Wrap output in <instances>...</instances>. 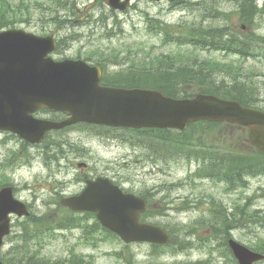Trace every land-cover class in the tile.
I'll list each match as a JSON object with an SVG mask.
<instances>
[{
    "label": "rangeland",
    "instance_id": "rangeland-1",
    "mask_svg": "<svg viewBox=\"0 0 264 264\" xmlns=\"http://www.w3.org/2000/svg\"><path fill=\"white\" fill-rule=\"evenodd\" d=\"M69 1L77 10L93 0ZM132 4L125 11H113L103 0H97L82 22L56 31V38L69 34H75L76 38L70 40L68 48L52 56L83 59L91 52L99 51L100 55L111 57L105 66L108 74L120 71L142 73L147 68L155 71L158 56L182 58L187 63L192 61V57H185L190 44L166 42L164 26L170 33L171 29L191 30L202 24L203 28L210 29L211 33L215 31L225 40L231 39L234 44L244 41L241 39L243 33L264 36V13L250 26V21L236 15L233 0H184L175 6L167 1L134 0ZM257 4L264 7V0H258ZM46 5L47 0H5L4 3L5 8L9 7L6 10L9 18L12 14L15 16L14 28L36 34H48L56 28L50 19L56 13L55 9ZM59 13L73 20L81 17L75 15L72 8ZM151 18L160 19L156 30L151 26ZM224 26L226 28L221 31ZM193 37L194 32H190L188 39L198 40ZM260 48L249 43L247 51L250 54L244 58L228 52L201 50L198 58L209 56L212 62L220 59L242 64L236 68L243 78L257 85L264 100V49ZM88 59L96 62L94 58ZM148 61L153 62L143 64ZM251 71H256V76L246 77L245 74ZM209 73L207 70L200 73L201 79L205 80L204 75ZM214 77L218 82L227 81L226 85L233 84L229 70L216 72ZM219 87L222 86L219 84ZM197 88L198 83L194 82L184 86L183 90L197 93ZM258 105L263 106V103ZM37 116L49 118L51 113L42 111ZM214 124L216 128L207 125L208 129L200 132L207 141L215 140L213 132L216 129L217 134L236 132V136L240 135L239 127ZM154 133L77 123L74 128L50 132L44 145L31 148L28 154L21 151L22 142L17 136L0 131V161L7 156L9 160L14 159L11 162L15 161L13 165L0 163V187L4 183L12 184L16 197L30 204L33 213L26 222L13 217L15 225L10 237L5 239L3 257L11 252L9 258L20 259L22 264H38L36 259L41 264H61L59 261L66 264L75 253L93 259L94 264H118L115 252L124 250L128 256L130 253L135 256L136 264H195L199 261L235 264L232 253L224 244L226 229L231 228V235L249 247L256 248V244L262 243L264 175H246L235 188H230L227 182L214 181L210 174L201 177L196 174L203 166L201 158L191 160L185 154L174 152L159 144L161 142L156 141ZM188 134L197 138L191 131ZM239 141L242 144H236L237 148L246 149L243 138ZM47 143L50 144L49 152L44 151ZM56 147L65 151L60 159ZM22 156H31L30 162H16L23 160ZM82 161L85 164L78 167ZM99 175L112 178L126 190L146 194L150 200L148 221L168 228L175 244L164 251L154 250L147 243H135L127 248L117 234L102 228L93 213H76L60 207L62 197L79 193L87 178ZM218 207L225 210L224 219L229 224L222 223V228L214 219L222 215L221 211L210 213ZM227 211L235 216H229ZM178 241L193 242L195 246L176 251ZM21 243L24 247L10 251ZM31 258L34 260L29 261Z\"/></svg>",
    "mask_w": 264,
    "mask_h": 264
},
{
    "label": "water",
    "instance_id": "water-1",
    "mask_svg": "<svg viewBox=\"0 0 264 264\" xmlns=\"http://www.w3.org/2000/svg\"><path fill=\"white\" fill-rule=\"evenodd\" d=\"M125 9L129 0H105ZM54 32L38 36L24 30L0 31V129L11 130L31 142H40L46 132L84 121L122 127H176L189 121H229L250 127L251 142L264 153V112L239 101L214 95L173 99L156 90L126 89L100 84L101 71L82 59L55 60ZM69 112L62 121L37 119L42 108ZM81 166V165H80ZM62 204L74 211H95L101 223L125 241L164 243L169 235L159 226L140 222L146 202L123 192L108 178L87 181L79 194L65 197ZM10 213L29 215L26 205L15 199L12 187L0 190V249L10 232ZM229 244L240 264L264 258L240 242ZM0 264H5L0 259Z\"/></svg>",
    "mask_w": 264,
    "mask_h": 264
},
{
    "label": "trees",
    "instance_id": "trees-1",
    "mask_svg": "<svg viewBox=\"0 0 264 264\" xmlns=\"http://www.w3.org/2000/svg\"><path fill=\"white\" fill-rule=\"evenodd\" d=\"M235 1V0H233ZM254 0H237L236 11L240 13L242 16L241 18L246 21H252V18L258 12V7L256 6ZM58 5H66L64 0H57ZM5 0L1 1L0 5V28L3 26H7L9 24L14 23L12 14V18H9L7 13V8L4 7ZM62 8V7H60ZM238 8V9H237ZM58 10L55 15H52V18L58 22H64L65 19L60 18L58 15ZM8 15V17H7ZM245 18V19H244ZM56 22V23H58ZM202 24L194 27L192 31L194 32L193 39L201 38L203 39V43L211 44V41L217 40L220 41V44L223 47H230L235 49L236 53L245 52L247 46L252 41V34H243L245 37L243 40L239 41V44H234L231 39H229L232 43H228L227 40L223 38V36L219 35L215 31L212 33L210 29L203 28ZM226 28V27H225ZM225 28H220L223 31ZM242 39V38H241ZM258 41L264 40V38L257 36ZM246 41L248 42L246 45ZM195 43V41H191ZM67 45V42L61 39L59 41L58 49H62ZM245 45V46H244ZM103 54V53H102ZM240 54V53H239ZM93 58L96 60V63L99 64L102 68H106V61L110 60L111 57L109 55H99L95 56L94 53ZM185 57L190 58L192 57V61L187 63L182 58L177 57H168V56H158L157 62L158 65L155 67V71H152L150 68L146 69L145 72H137L134 73L132 71H120L117 73L112 74H104L103 82L108 85H114L119 87H141V88H152L157 89L165 93L166 95L172 97H179L180 95L184 97H190L195 94V92L190 93L184 91V86L188 84H193L194 82L198 83L197 92H207L216 94L219 96L230 97L241 101L244 105H255V101L257 99L258 88L254 82L246 80V78L242 77V73L239 72V69L236 66L228 65L221 62H212L209 61L210 59H200L196 55L187 54ZM117 61V59H114ZM195 60V61H194ZM153 61H148L143 64H152ZM195 62V63H193ZM208 64V65H207ZM210 71V73L206 76L204 75L205 80L201 79L200 73L204 74V71ZM229 70L231 74V84H227L225 82H218L215 79V73L219 71H226ZM222 83V84H221ZM219 84L222 86L219 87ZM234 86V87H233ZM186 90V89H185ZM264 108V103H263ZM207 125L214 126V123H208L205 121H200L196 123H192L189 125L188 130L192 132V134H200V138L202 134L201 131H206L208 129ZM206 126V127H205ZM143 133H148L155 131L156 139H164L162 144L169 149H187L192 152V149L195 150L197 153L203 152L201 145L196 144L192 141L184 140L181 137V133L177 130L171 129H138ZM210 130V129H209ZM156 142V141H155ZM159 142V141H158ZM56 150V149H55ZM204 152L208 153L207 156L203 158L204 163V174H210L213 178L217 180L226 181L230 188H235L236 186H240L243 182L245 173L249 174H257L264 172V155L256 152L248 153L244 150H233L232 152H225L220 153L215 148H209ZM14 159L7 160L11 162ZM68 210V209H67ZM70 211V210H68ZM223 211V210H217ZM220 216L215 217L216 222H220L226 225H229L225 222L226 218L224 219L223 212H220ZM30 217L25 219V222L28 221ZM228 220V218H227ZM23 223V226H26V223ZM225 233L228 235V229L225 230ZM173 242V241H172ZM178 245L182 247V244L178 242ZM24 245L16 244L10 251L17 250ZM13 255V254H12ZM11 256V252H8L4 255L3 259L11 264H20L22 261L16 258H9ZM16 256V255H14ZM119 257H122L127 264H133V260L127 258L126 256L118 253ZM34 260L31 258L29 261ZM38 264H41L38 259H36ZM69 264H91L86 263L80 256L73 253L69 259ZM198 264V263H195Z\"/></svg>",
    "mask_w": 264,
    "mask_h": 264
},
{
    "label": "bare ground",
    "instance_id": "bare-ground-1",
    "mask_svg": "<svg viewBox=\"0 0 264 264\" xmlns=\"http://www.w3.org/2000/svg\"><path fill=\"white\" fill-rule=\"evenodd\" d=\"M0 163L1 164H6L7 163V157L2 162L0 161Z\"/></svg>",
    "mask_w": 264,
    "mask_h": 264
},
{
    "label": "flooded vegetation",
    "instance_id": "flooded-vegetation-1",
    "mask_svg": "<svg viewBox=\"0 0 264 264\" xmlns=\"http://www.w3.org/2000/svg\"><path fill=\"white\" fill-rule=\"evenodd\" d=\"M264 261V260H263ZM263 261H260V262H263ZM223 264H226L225 262H223ZM231 264V263H230ZM256 264H258V263H256Z\"/></svg>",
    "mask_w": 264,
    "mask_h": 264
}]
</instances>
